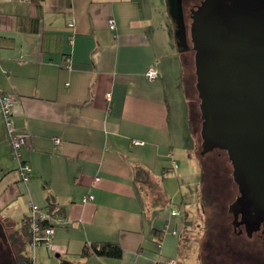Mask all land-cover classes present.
Listing matches in <instances>:
<instances>
[{"label": "crops", "instance_id": "crops-1", "mask_svg": "<svg viewBox=\"0 0 264 264\" xmlns=\"http://www.w3.org/2000/svg\"><path fill=\"white\" fill-rule=\"evenodd\" d=\"M181 1L0 0V92L12 99L13 129L26 133L20 154L30 167L22 179L0 116V220L23 233L29 201L65 219L51 252L26 241L32 262L162 264L187 250L189 211L162 187L171 167L164 158L194 153ZM179 200L186 204L183 194ZM97 240L116 242L120 254L82 252Z\"/></svg>", "mask_w": 264, "mask_h": 264}, {"label": "water", "instance_id": "water-1", "mask_svg": "<svg viewBox=\"0 0 264 264\" xmlns=\"http://www.w3.org/2000/svg\"><path fill=\"white\" fill-rule=\"evenodd\" d=\"M188 11L199 150H224L236 187L228 209L249 231L264 223V0H198Z\"/></svg>", "mask_w": 264, "mask_h": 264}, {"label": "rangeland", "instance_id": "rangeland-1", "mask_svg": "<svg viewBox=\"0 0 264 264\" xmlns=\"http://www.w3.org/2000/svg\"><path fill=\"white\" fill-rule=\"evenodd\" d=\"M186 8L187 6L184 7L185 11H187ZM179 43L184 45L182 48L183 53L180 51L181 81L188 99V121L194 139V153L185 149L182 152L180 151L179 155L175 152L164 158L165 163L170 161L171 167L163 172L162 187L166 195L172 200V204L180 210L184 207L189 211L186 220L187 227L181 231V244H184L187 250L184 253L179 252L174 260L175 264H219L218 261L216 263L211 262V259L215 258V249L209 248L206 244L202 245L201 241L207 239L210 234H212L210 238L214 240L213 230L216 231L220 224L224 225L228 222L230 211L226 210L225 206L236 194V187L230 175V164L225 152L219 148H213L202 153L199 150L198 99L193 85L192 49L188 28L183 29V33H178ZM182 54L186 55L184 60L181 58ZM179 91H182V89H179ZM198 175L200 177L197 186ZM196 187H198V205H195L194 201ZM151 192H154L153 189L151 191L148 189L147 194L150 195ZM182 194L184 199L187 200L185 205L179 200ZM216 212L221 216V219L214 217ZM218 220H222L221 223ZM210 238L208 239L210 240ZM23 250L26 256L32 260L34 254L31 246L26 244ZM49 252H51V249H49ZM50 255L56 257L53 253H50ZM33 259L31 264H42L38 260L35 261V258ZM221 262L225 263L226 260ZM45 264H50V262L45 261Z\"/></svg>", "mask_w": 264, "mask_h": 264}, {"label": "flooded vegetation", "instance_id": "flooded-vegetation-1", "mask_svg": "<svg viewBox=\"0 0 264 264\" xmlns=\"http://www.w3.org/2000/svg\"><path fill=\"white\" fill-rule=\"evenodd\" d=\"M184 7L188 0H182ZM198 0H193L183 8L181 13L180 34L183 29L188 28L189 16L188 9ZM184 45L178 44L179 50ZM207 200H209L207 198ZM210 202V200H209ZM230 202V201H229ZM228 206V205H227ZM202 210V209H201ZM214 217L221 219L216 212ZM220 223L222 220H218ZM227 225V227H226ZM214 240L210 238L212 234L201 241L202 245L214 248L215 258L211 262L219 264H264V223L260 222L258 226L247 231L243 222L238 220V215L233 216L230 212V218L224 225L212 232ZM21 243L14 231H9L7 224L0 220V264H25L24 252H22ZM222 249H224L222 251ZM208 257V256H207ZM226 260L225 263L221 262Z\"/></svg>", "mask_w": 264, "mask_h": 264}, {"label": "built area", "instance_id": "built-area-1", "mask_svg": "<svg viewBox=\"0 0 264 264\" xmlns=\"http://www.w3.org/2000/svg\"><path fill=\"white\" fill-rule=\"evenodd\" d=\"M68 23L71 24L72 20ZM106 25L108 28L113 29L114 23L111 16L107 17ZM144 76L148 79L154 78L156 76L155 68H147L144 71ZM11 105L12 99L10 95L0 92V116L3 124V134L8 141L11 153L17 159L16 169L19 172L20 177L26 179L30 167L20 154V145L25 140L26 133H19L13 129L12 120L10 118ZM55 140H57V138H55ZM136 141L137 140H133V142ZM171 212H175L174 209H171ZM64 220L63 216L58 212L49 209H42L36 203L29 201L28 213L22 216L21 224L26 226L27 233L30 237L29 243L31 245L42 243L45 247L54 249L56 247L52 241L54 227L63 223ZM171 232H174V229H171ZM162 264H175V260L172 257H167Z\"/></svg>", "mask_w": 264, "mask_h": 264}, {"label": "trees", "instance_id": "trees-1", "mask_svg": "<svg viewBox=\"0 0 264 264\" xmlns=\"http://www.w3.org/2000/svg\"><path fill=\"white\" fill-rule=\"evenodd\" d=\"M190 1H192V0H188L187 4H189ZM187 4H186V6H187ZM186 28H187V26H186ZM182 50L183 49H181L180 51L183 53ZM180 51H179V54L181 53ZM184 56L186 57V55L182 54V57H181L182 60H184ZM181 71H182V69H181ZM228 203L226 204L225 207H226V210L229 211L228 206H227ZM8 226H10V225L7 224V227ZM21 227L23 228V230H22L23 233H20V234L18 233V231L11 230L9 228H8V230L14 231V233L17 235L18 239L20 240L21 248L24 249L25 243H26V241L30 240V237L28 234V237L25 239V232L27 233L26 226L22 224ZM23 249H22V252H24ZM87 249L90 250L91 252L95 253V254H98V255L118 256L120 254V247L114 241H107V240L90 241V242L84 244L82 252L84 253ZM23 255H24L25 264H31L32 260L28 256H26L25 253Z\"/></svg>", "mask_w": 264, "mask_h": 264}]
</instances>
